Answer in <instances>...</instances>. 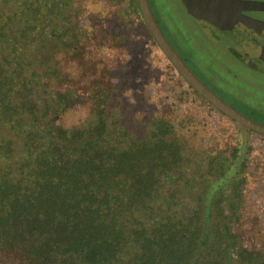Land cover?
<instances>
[{
	"label": "trees",
	"instance_id": "obj_1",
	"mask_svg": "<svg viewBox=\"0 0 264 264\" xmlns=\"http://www.w3.org/2000/svg\"><path fill=\"white\" fill-rule=\"evenodd\" d=\"M83 2L0 0V264H264L234 229L248 130L191 166L170 121L139 138L109 123L114 84ZM209 72L212 83L195 75L264 125L252 77L233 94ZM78 104L90 120L57 126Z\"/></svg>",
	"mask_w": 264,
	"mask_h": 264
},
{
	"label": "rangeland",
	"instance_id": "obj_2",
	"mask_svg": "<svg viewBox=\"0 0 264 264\" xmlns=\"http://www.w3.org/2000/svg\"><path fill=\"white\" fill-rule=\"evenodd\" d=\"M149 1L162 20L165 34L173 40V48L185 54L194 74L212 83L209 71L213 70L217 82L225 84L224 88L233 94L240 93L245 87L241 78L252 77L258 84L256 89L259 92L256 94L263 98L262 102L260 97L254 98L252 105L264 111V95H260L264 92V53H260V71L250 68L230 52L236 47L232 38L212 27H203L190 16L191 12L183 0ZM105 3L109 16L90 15L87 19L97 32L96 58L108 67V81L114 84L112 79L118 80L111 90L108 112L112 117L109 123L115 119L125 125L133 137L139 138L148 136L154 118L170 121L175 135L185 144L183 153L190 159L191 166L200 160L204 163L223 149L237 146L239 125L217 111L177 74L136 14L135 7H131L130 0H105ZM125 51L130 59L121 63ZM250 60L254 61L253 58ZM150 82L160 96L158 106L148 103L145 98V85ZM128 88L132 89L135 104H130L123 95ZM79 105H86L89 109L88 104ZM138 112L143 113L140 119L135 116ZM88 120L90 115L86 123ZM248 132L244 149V153L248 150V159L240 202L242 207L234 229L243 247L252 251L255 257L259 256L257 260H264V137Z\"/></svg>",
	"mask_w": 264,
	"mask_h": 264
},
{
	"label": "water",
	"instance_id": "obj_3",
	"mask_svg": "<svg viewBox=\"0 0 264 264\" xmlns=\"http://www.w3.org/2000/svg\"><path fill=\"white\" fill-rule=\"evenodd\" d=\"M136 3L138 5L142 20L148 32L154 39L157 47L172 64L177 74L185 81V83L221 114L231 119L246 130L264 137L263 124H260L247 117L233 106L219 98L187 66L185 61L171 47L164 37L160 27L156 23L148 0H136ZM191 5L193 7H197L205 17L217 24L223 31L231 29L232 31L236 30L239 33H242L243 29L246 27L253 30H264V23L256 22L238 15L239 10L264 12V1L192 0Z\"/></svg>",
	"mask_w": 264,
	"mask_h": 264
},
{
	"label": "flooded vegetation",
	"instance_id": "obj_4",
	"mask_svg": "<svg viewBox=\"0 0 264 264\" xmlns=\"http://www.w3.org/2000/svg\"><path fill=\"white\" fill-rule=\"evenodd\" d=\"M254 1H264V0H254ZM183 4L190 10L191 14L190 16L203 25V27H212L215 30L220 31L222 34H225L232 38L234 41V44L237 50L231 49L230 52L233 54V56L240 61L243 64H246L248 67H252L253 69L260 71L259 60H260V53H264V30H253L250 28H244L242 33H239L238 31L231 29H227L226 31H223L217 24L212 22L209 18L205 17L197 7H193L192 0H183ZM150 9L153 13V16L156 20V23L160 27L164 37L168 41V43L171 45V47H175L173 40L169 38L167 34H165L164 26L162 23V20L157 17L155 14V11L153 10L150 1L148 0ZM238 15L240 17L248 18L256 22L264 23V12L259 11H249V10H239ZM254 46L257 48L256 51L252 49L250 46ZM179 56L187 63L189 66V62L187 61V57L185 54H182L180 51H178L176 48H173ZM187 58V59H186ZM251 58L254 59V61L250 60Z\"/></svg>",
	"mask_w": 264,
	"mask_h": 264
},
{
	"label": "clouds",
	"instance_id": "obj_5",
	"mask_svg": "<svg viewBox=\"0 0 264 264\" xmlns=\"http://www.w3.org/2000/svg\"><path fill=\"white\" fill-rule=\"evenodd\" d=\"M84 15L82 17L83 27L86 31L92 32L94 28L91 26L90 21L87 19L90 15H97L99 17H107L109 16V11L106 7L105 0H84L83 2ZM106 26V25H105ZM105 52H108L105 49ZM130 59V56L125 51V54L121 57V63H125ZM150 64L153 66L150 59H148ZM154 67V66H153ZM112 82L116 84L118 80L116 78L112 79ZM153 82L145 85V98L148 103L159 105L160 96L157 94L155 88L152 85ZM123 95L128 98L130 104H135L136 100L133 98L132 89L128 88L123 92ZM143 113H136V119H140ZM89 117V109L86 105H76L74 108L68 109L65 111L57 120V126L65 127L66 129H70L72 127H79L81 124L86 123ZM233 259H238L235 253H232Z\"/></svg>",
	"mask_w": 264,
	"mask_h": 264
}]
</instances>
